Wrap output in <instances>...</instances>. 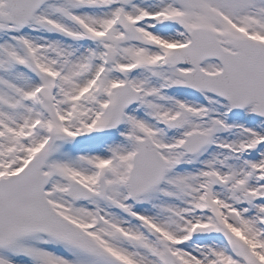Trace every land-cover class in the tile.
<instances>
[{
    "label": "snow or ice",
    "instance_id": "1",
    "mask_svg": "<svg viewBox=\"0 0 264 264\" xmlns=\"http://www.w3.org/2000/svg\"><path fill=\"white\" fill-rule=\"evenodd\" d=\"M0 264H264V0H0Z\"/></svg>",
    "mask_w": 264,
    "mask_h": 264
}]
</instances>
